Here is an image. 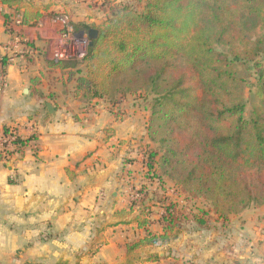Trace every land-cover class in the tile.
<instances>
[{
	"label": "trees",
	"instance_id": "16d2710c",
	"mask_svg": "<svg viewBox=\"0 0 264 264\" xmlns=\"http://www.w3.org/2000/svg\"><path fill=\"white\" fill-rule=\"evenodd\" d=\"M143 1L140 10L110 4L75 95L83 104L102 99L114 105L116 83L126 89L117 91L123 98L135 92L126 85L129 79L146 78L158 97L148 138L164 152L158 160L160 152L148 146L149 170L160 163L185 193L210 201L227 222L264 203V71L258 61L264 54V0ZM40 17L26 14L24 23ZM250 63L259 81L246 118L237 69ZM164 84L162 93L157 88ZM26 142L18 141L16 150ZM162 219L163 234L146 230L144 239L126 245L128 263L140 258L139 250L179 237L176 210L166 208Z\"/></svg>",
	"mask_w": 264,
	"mask_h": 264
},
{
	"label": "crops",
	"instance_id": "0c3cea01",
	"mask_svg": "<svg viewBox=\"0 0 264 264\" xmlns=\"http://www.w3.org/2000/svg\"><path fill=\"white\" fill-rule=\"evenodd\" d=\"M28 1L0 0V56L18 51L5 46L18 34L11 21L28 13ZM43 60L17 58L5 66L4 78L0 74V134L13 129L27 141L21 152L0 159V264H161L169 253L143 258V252L167 247L172 257L176 249L201 253L202 246L190 245L182 232L167 245L139 250L140 258L128 263L126 245L144 239L146 230L163 234L165 212L157 227L152 218L139 224L125 199L143 166L140 145L130 142L137 137L136 121L116 118L110 107L82 110L70 92L56 90L51 98ZM184 244L189 246L182 250ZM219 259L205 263L233 264L234 258Z\"/></svg>",
	"mask_w": 264,
	"mask_h": 264
},
{
	"label": "rangeland",
	"instance_id": "374dc122",
	"mask_svg": "<svg viewBox=\"0 0 264 264\" xmlns=\"http://www.w3.org/2000/svg\"><path fill=\"white\" fill-rule=\"evenodd\" d=\"M143 3V0L28 1L27 15H40L41 17L30 24H25V15L18 13L11 21L21 29L19 28L18 34L14 36V41L7 43L5 47L12 48V51L15 47L19 49L13 53V56L10 54L1 56L3 57L0 63L1 77L4 78L6 75L5 66L13 63L12 60L18 58V60L35 63L36 56L39 60L48 57L49 59L43 60L45 70L42 72V77L46 81L47 93L54 99L56 93L53 91L66 92L67 95L70 92L72 99L76 92L77 80L86 76L87 73L84 59L91 42L94 41L91 37L97 38L101 28L108 21L110 4H129L140 10ZM18 20H21V25L17 24ZM262 33L264 31H260L259 34ZM64 51L68 57L64 59L56 57V54ZM258 61L264 71V54L258 58ZM58 63L70 66V70L59 69L57 71L52 66ZM237 71L243 84L246 118H249L253 105L257 102L259 75L251 63L238 67ZM1 82L2 88L3 81ZM122 84H124L123 81ZM126 85L135 90L134 94L128 93L127 96L120 98L117 91L126 89L120 88L122 86L120 82L116 83L114 105L104 100H93L85 104H81L78 100L76 102L82 110L89 111L98 108L102 110L110 107L116 112V118L126 119L131 123L136 121L137 137L131 138L130 142L135 140L140 145L138 150L139 155L143 157V166H138L141 170L140 180L133 185V189L125 198L131 212L135 210L138 212L136 222L140 224L148 221L147 218H152L157 227L158 221L161 220V211L173 207L180 219L181 233L186 232L189 235L185 241L192 246H202L201 253L194 251L192 255L179 253L176 249L173 257L172 249L168 251L167 247L163 249L151 247L145 253L143 252V258L150 256L154 258L157 255L156 252L159 251L171 255L169 261L166 256L165 260L160 261L161 264H206L219 262L221 254H225L231 258L233 256V264H264V203L252 205L243 212L232 215L227 222H224L214 214L210 201L194 198L189 193H185L174 180L165 175L160 163L157 164L155 170L150 171L147 165L148 146L160 152L158 160L164 153L158 142H152L148 138V126L152 119V112L157 109H154V105L158 97L156 90L148 84L144 77L129 79ZM157 89L164 93L167 85L164 84ZM142 133L145 135H141ZM146 205L149 207L145 208ZM199 221H203L206 225L202 226ZM152 225L151 228L155 229L156 227ZM185 244L181 246L182 250L184 246H187Z\"/></svg>",
	"mask_w": 264,
	"mask_h": 264
},
{
	"label": "built area",
	"instance_id": "2783aa9c",
	"mask_svg": "<svg viewBox=\"0 0 264 264\" xmlns=\"http://www.w3.org/2000/svg\"><path fill=\"white\" fill-rule=\"evenodd\" d=\"M21 20L17 21L18 25H21ZM14 41V40H13ZM16 42V40H15ZM56 57H60L61 59H64L65 57H68V54L66 51L56 54ZM2 58L0 56V63L2 61ZM18 141H21L18 134L13 130L9 129L7 131H4L0 134V154L8 156L12 152H15L17 148H19Z\"/></svg>",
	"mask_w": 264,
	"mask_h": 264
},
{
	"label": "water",
	"instance_id": "95a60500",
	"mask_svg": "<svg viewBox=\"0 0 264 264\" xmlns=\"http://www.w3.org/2000/svg\"><path fill=\"white\" fill-rule=\"evenodd\" d=\"M90 35L92 36V32H90ZM93 40H95L96 39V37H91ZM91 44H92V42H91ZM48 108H49V110H50V112H53V110H52V106L51 105H48Z\"/></svg>",
	"mask_w": 264,
	"mask_h": 264
}]
</instances>
